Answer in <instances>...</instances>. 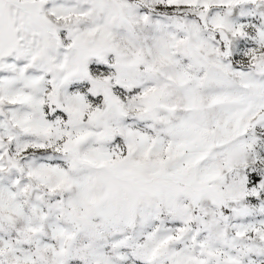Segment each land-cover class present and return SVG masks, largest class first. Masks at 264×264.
I'll list each match as a JSON object with an SVG mask.
<instances>
[{"label":"snow or ice","instance_id":"6c2138e0","mask_svg":"<svg viewBox=\"0 0 264 264\" xmlns=\"http://www.w3.org/2000/svg\"><path fill=\"white\" fill-rule=\"evenodd\" d=\"M0 264H264V0H0Z\"/></svg>","mask_w":264,"mask_h":264}]
</instances>
